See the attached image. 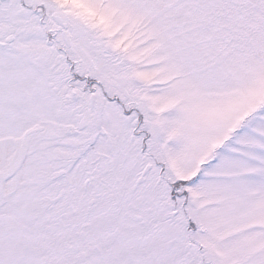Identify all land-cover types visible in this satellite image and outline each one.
Listing matches in <instances>:
<instances>
[{
  "label": "snow or ice",
  "instance_id": "obj_1",
  "mask_svg": "<svg viewBox=\"0 0 264 264\" xmlns=\"http://www.w3.org/2000/svg\"><path fill=\"white\" fill-rule=\"evenodd\" d=\"M0 264H264V0H0Z\"/></svg>",
  "mask_w": 264,
  "mask_h": 264
}]
</instances>
